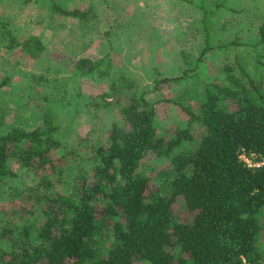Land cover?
I'll list each match as a JSON object with an SVG mask.
<instances>
[{
  "label": "trees",
  "instance_id": "1",
  "mask_svg": "<svg viewBox=\"0 0 264 264\" xmlns=\"http://www.w3.org/2000/svg\"><path fill=\"white\" fill-rule=\"evenodd\" d=\"M43 1L81 24L93 21L92 6L69 9ZM198 5L206 31L203 55L215 47L209 42V14L226 5L221 0H198ZM257 34L255 42L235 37L228 45H263L264 22ZM0 39L33 59L46 49L41 37L19 38L1 18ZM72 64L82 75L109 74L106 56H82ZM190 69L161 81H181ZM218 72L203 83L198 111L184 108L203 128L188 151L181 146L192 139L189 128L159 133L154 103L143 93L127 95L112 85L121 122L111 125L106 141L81 138L77 144L84 152L70 149L75 164L64 189L56 185L66 162L52 155L64 145L57 121L67 104L62 94L44 96L49 106L32 127L10 123L0 132V177L15 176L14 165L34 175L36 184L19 194L25 213L38 211L41 220L34 230L18 231L13 219L0 226V264H264V165L241 159L253 154L264 161V53L255 52L250 61L235 53ZM8 81L0 78V88ZM149 154L168 160L158 183L139 170Z\"/></svg>",
  "mask_w": 264,
  "mask_h": 264
},
{
  "label": "rangeland",
  "instance_id": "2",
  "mask_svg": "<svg viewBox=\"0 0 264 264\" xmlns=\"http://www.w3.org/2000/svg\"><path fill=\"white\" fill-rule=\"evenodd\" d=\"M56 1L69 9L92 6L93 21L81 24L52 11L43 0H0V18L8 28L19 38L35 34L46 46L44 53L33 59L19 48H8L0 39V78H9L0 88V132L10 123L32 127L42 107L49 106L44 96L50 94L57 99L62 94L67 104L58 111L57 121L65 135L64 145L52 155L63 157L67 171L57 189L66 188L72 179L75 160L70 149L77 147L84 152L77 144L81 138L90 143L106 141L111 125L121 122L119 104L111 95L112 85L127 95L143 93L154 103L159 133L189 128L192 139L181 146V151H188L198 144L203 128L184 108L198 111L203 83L219 75V65L233 60L235 53L249 61L255 52L264 53V44L254 48L228 45L235 37L242 42L258 39V29L264 22V0H221L226 8L209 14V42L215 47L203 55L206 31L200 23L198 0ZM82 56L93 60L106 56L110 60L108 76L79 74L72 61ZM186 68L192 69L181 81H161L181 75ZM36 76L46 82L41 83ZM241 159L253 167L264 165L253 154H242ZM167 163V159L149 154L139 170L158 183V172ZM13 169L15 176L0 177V226L13 219L18 231L25 227L34 230L41 215L38 211L25 213L19 191L34 186L36 179L23 167L14 165Z\"/></svg>",
  "mask_w": 264,
  "mask_h": 264
},
{
  "label": "built area",
  "instance_id": "3",
  "mask_svg": "<svg viewBox=\"0 0 264 264\" xmlns=\"http://www.w3.org/2000/svg\"><path fill=\"white\" fill-rule=\"evenodd\" d=\"M259 166V165H258Z\"/></svg>",
  "mask_w": 264,
  "mask_h": 264
}]
</instances>
